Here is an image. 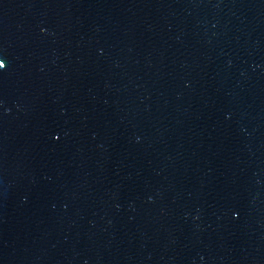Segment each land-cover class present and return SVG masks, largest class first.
Returning <instances> with one entry per match:
<instances>
[{
    "label": "water",
    "instance_id": "1",
    "mask_svg": "<svg viewBox=\"0 0 264 264\" xmlns=\"http://www.w3.org/2000/svg\"><path fill=\"white\" fill-rule=\"evenodd\" d=\"M0 56V264H264V0H0Z\"/></svg>",
    "mask_w": 264,
    "mask_h": 264
},
{
    "label": "snow or ice",
    "instance_id": "2",
    "mask_svg": "<svg viewBox=\"0 0 264 264\" xmlns=\"http://www.w3.org/2000/svg\"><path fill=\"white\" fill-rule=\"evenodd\" d=\"M6 60L0 56V71H3L6 68ZM58 135L53 133V139H58Z\"/></svg>",
    "mask_w": 264,
    "mask_h": 264
}]
</instances>
